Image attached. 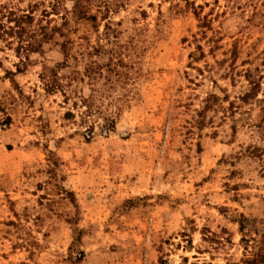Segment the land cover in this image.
I'll return each mask as SVG.
<instances>
[{"label":"rangeland","instance_id":"rangeland-1","mask_svg":"<svg viewBox=\"0 0 264 264\" xmlns=\"http://www.w3.org/2000/svg\"><path fill=\"white\" fill-rule=\"evenodd\" d=\"M11 12L0 264H264V0Z\"/></svg>","mask_w":264,"mask_h":264},{"label":"trees","instance_id":"trees-1","mask_svg":"<svg viewBox=\"0 0 264 264\" xmlns=\"http://www.w3.org/2000/svg\"><path fill=\"white\" fill-rule=\"evenodd\" d=\"M11 15V16H10ZM13 14L12 12L9 13V20L8 22H12L15 21V25H7L6 23H4L3 21H0V35H4V34H10V33H24L25 32V26H23V21L25 20V18H30L31 16L29 14H24L22 16H15V18H13ZM17 28V30H16ZM31 38H33V36H30ZM40 42L37 40H34L33 42L30 41L28 42L27 45V49H36L37 45H39ZM23 47V46H22ZM26 48V46H25ZM10 118H7V121H9Z\"/></svg>","mask_w":264,"mask_h":264}]
</instances>
